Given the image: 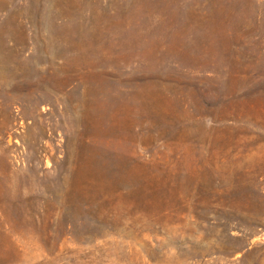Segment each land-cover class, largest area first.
Segmentation results:
<instances>
[{
    "label": "rangeland",
    "instance_id": "rangeland-1",
    "mask_svg": "<svg viewBox=\"0 0 264 264\" xmlns=\"http://www.w3.org/2000/svg\"><path fill=\"white\" fill-rule=\"evenodd\" d=\"M0 264H264V0H0Z\"/></svg>",
    "mask_w": 264,
    "mask_h": 264
}]
</instances>
